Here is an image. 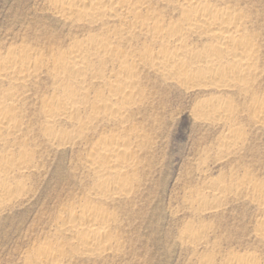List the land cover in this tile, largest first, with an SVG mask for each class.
Here are the masks:
<instances>
[{
  "label": "bare ground",
  "instance_id": "1",
  "mask_svg": "<svg viewBox=\"0 0 264 264\" xmlns=\"http://www.w3.org/2000/svg\"><path fill=\"white\" fill-rule=\"evenodd\" d=\"M254 1L50 0L49 7L56 17L80 30L85 29L86 33L82 37L74 35L67 48L57 47L49 52L24 43L17 47L9 45L0 52V210L11 208L14 202L26 196L29 190L22 177L35 169L38 171L35 150L28 147L37 135L31 132L36 136L30 138L24 115L30 92L44 74L50 80L52 93H46L40 101L42 139L53 149L84 146L86 155L81 157L84 159L81 162L93 179L88 196L77 202L78 198L71 206L65 204L62 212L60 209L64 217L59 213L62 220L49 230L50 237L39 242L35 252L32 250L34 253L25 259V264H77L78 259L96 261L111 253L116 257L122 240L120 232L113 231L121 212L117 208V214L115 206L119 207L137 190L139 178L136 177L141 173L143 162L141 155L147 129L133 123L146 99L144 87L140 86L143 90L139 87L146 78L141 81V68H152L158 73L152 76H160L165 84L197 92L221 93L206 99L201 97V101L199 98L197 106L194 103V116L199 120L219 121L227 127V135L221 142L226 152L240 148L247 136L240 122L237 123L239 108H235L237 96L233 94L249 102L248 108L244 102L243 107L249 111L255 126L264 129V94L255 87L264 68L259 41L262 37L255 28ZM223 93L231 95L224 97ZM62 122L63 125L69 123L70 127L60 128ZM99 130L97 139H86L93 136L90 132ZM223 185L217 183L219 191L214 194L213 203H209L203 193L187 197L197 215L219 212L227 194V187ZM231 185L245 191L254 205L264 209V179L258 182L247 175ZM186 226L181 237L193 245L191 249L195 252L199 246L209 253L211 248L205 240L210 237L205 236L206 229L198 230L189 222ZM255 233L264 240V215L259 218ZM203 254L198 256L199 264H214L212 253ZM235 254L228 255L225 264H260L256 256Z\"/></svg>",
  "mask_w": 264,
  "mask_h": 264
},
{
  "label": "rangeland",
  "instance_id": "2",
  "mask_svg": "<svg viewBox=\"0 0 264 264\" xmlns=\"http://www.w3.org/2000/svg\"><path fill=\"white\" fill-rule=\"evenodd\" d=\"M49 1L0 0V52H3L9 45L17 47L22 43L49 52L57 47L67 48L74 35L82 37L86 33L85 29L81 28V31L80 28L66 24L56 17L49 7ZM254 8L257 16L255 28L262 34V36L259 34V37H262L259 41L263 50L261 55L264 56V0H255ZM262 56L261 63L263 62L264 68V57ZM142 69L143 72L148 71L146 75V72L141 73ZM148 69L150 68L140 69L141 81L146 76L142 81L143 85H140L141 82L139 84V87H144V90L143 87L140 88L146 95V99L139 107L138 115L136 114L138 117L135 116L133 120V123H139L144 130L147 129L143 143L144 146L148 145L147 148L143 146L144 154L141 153L143 154L141 155L143 165L141 164V173L139 172L140 174L138 173L136 177L139 178L137 180L139 186L134 193L137 195L132 194L133 198L131 196L128 202L120 203V208L115 206V211L118 208L121 212L119 215L118 210L116 211L119 222L113 226V231L117 230L116 234L120 232L121 235H118L120 241L122 240L120 242L122 245L119 246L116 257L111 253L112 257L108 255L96 261L95 259H92L93 261L78 259L77 264H199L200 257L198 256L203 253L208 255L212 253L214 264H225L224 261L228 255L235 253V255L246 253L256 256L257 262L264 264V240L257 237L255 233L259 218L264 215V209L254 205L245 191L237 190L231 185L247 175L253 176V179L258 182L260 180L263 182L264 179V129L255 126L249 111L245 110L249 102L233 94V97L237 96L234 99L235 108L236 110L239 108L236 118L238 120L239 117L240 121H236L240 122L238 124L243 127L247 136L240 148L232 152L227 151V153L221 147L222 139L227 135V127L222 122L199 120L194 116L201 97L206 99V97L210 98L221 93L213 94V91L209 93L208 91L201 92V90L197 92V90H186L172 83L166 82L165 84L160 76L156 77L158 73L152 68L150 70L153 73ZM154 74L156 76H152ZM45 77L44 74L35 86V90L30 92L33 97L29 96L31 99H27L29 100V103L26 101L25 104L27 108L24 106L25 121L29 124L28 129L32 136L29 137L32 139L37 135L30 143L32 147L36 146V149L31 148L30 145L28 147L30 150H35V158L37 157L35 162L39 165L38 171L35 169L33 173L30 172L31 174L28 173L22 177L29 190H26L28 192L26 196L14 202L11 205L14 206L13 209L11 207L0 210V264H25L27 258L32 257L38 244L46 241L48 236L50 237L49 230L58 220H62L64 215L61 212L65 204L71 206L74 202L82 201L90 193L89 190L93 184V179L86 173L84 164L81 162L84 161L81 157L84 158L86 155L84 146H63L53 149L42 139L43 132L39 126L42 113L38 112L40 101L41 97L52 93L50 80ZM146 79H151V81ZM255 87L256 89L259 87L258 90L264 94V73ZM226 94L223 93V96L231 95L229 93L226 96ZM243 102L248 104L244 105ZM63 123L60 124L63 126H59L60 128L70 127L69 123L65 122L64 125ZM31 132L36 135H32ZM91 133H94L93 136L86 137V139L90 138L89 141L97 139L100 130L96 133L92 131L89 135ZM36 139L37 142H35ZM87 183L88 188H86ZM217 183L227 187L226 198L223 199L219 212L197 215L195 209L187 201L188 198L203 193L209 203L215 202L214 196L219 191ZM84 191H87V195ZM80 197L84 198L80 200ZM187 222L195 225L194 227L198 230L206 229L205 236L210 238L207 240L206 237L204 240L206 239L207 246L211 248V251L209 247L207 248L209 253L199 246L195 253L194 249H191L193 245L181 237L187 228Z\"/></svg>",
  "mask_w": 264,
  "mask_h": 264
}]
</instances>
